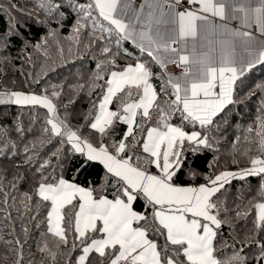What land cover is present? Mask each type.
I'll use <instances>...</instances> for the list:
<instances>
[{
	"label": "snow or ice",
	"instance_id": "obj_1",
	"mask_svg": "<svg viewBox=\"0 0 264 264\" xmlns=\"http://www.w3.org/2000/svg\"><path fill=\"white\" fill-rule=\"evenodd\" d=\"M257 3L252 8L245 0L246 6L226 15L230 0H143L138 5L134 0H36L43 20L9 5L22 18L0 17V72L16 59L11 53L17 42L21 52L48 44L47 36L30 37L37 23L67 25L74 38L84 34L85 40L76 43L95 49L89 80L71 86L89 100L83 124L72 123L68 108L75 101L61 103L63 84L44 88V94L0 89V106L46 110L39 145L21 144L32 128L18 115L11 128L0 119V161L17 170L27 166L31 173L19 203L32 214L34 227L43 225L39 264H264V107L255 127L247 129L249 148L242 153L247 166L212 175L201 168L212 167L206 160L214 151L210 133L244 102L240 92L249 75L264 66V41L224 22L239 18L242 28H251L254 19L264 33V0ZM217 32L218 43L210 38ZM48 35L55 36V29ZM134 54L133 63H119ZM169 63L183 72L168 75ZM257 91L264 105V83L254 81L244 96L250 99ZM53 137L54 149L40 157V147ZM253 150L260 155H249ZM98 167L99 178L89 183ZM4 172L0 163V176ZM25 179L14 176L7 190L0 180V211L15 205L13 190L19 193L18 182ZM233 181L242 182L233 195L244 208L235 200L234 207L228 203ZM252 200L258 201L252 213L255 230L244 236L233 232L226 241L229 214L247 218ZM11 243L16 264H22L24 244L19 237Z\"/></svg>",
	"mask_w": 264,
	"mask_h": 264
},
{
	"label": "trees",
	"instance_id": "obj_2",
	"mask_svg": "<svg viewBox=\"0 0 264 264\" xmlns=\"http://www.w3.org/2000/svg\"><path fill=\"white\" fill-rule=\"evenodd\" d=\"M10 4L16 5V8L20 12H30L33 14V18L36 20L46 19L45 15L35 7L36 0H0V17L7 20L10 16H17V12L10 8ZM75 13H73V16ZM17 18H22L17 16ZM31 24V21H29ZM73 21L70 19L68 25H71ZM55 29L56 35L50 36L48 33ZM27 34V33H26ZM45 36L48 38V44L41 49H33L31 46L26 51H19V42H17V50L13 51L11 55L16 57L13 61L6 66H3L2 72H0V89L2 90H15L23 91L25 93L29 91L36 92L37 94H44L43 89L48 88L51 91L52 85H64V89L61 93L60 101L64 104H69V101H75V103L69 104L68 111L72 113L71 120L73 124H83L84 119L87 116L89 109V100L83 94L82 91H74L71 86L77 83H85L89 80V74L95 67V61L90 56L95 52H89L87 44H78L76 39L81 41L85 40L84 34L80 37L74 38L71 27L65 25L62 27L56 26V21L53 20L51 24L41 25L37 23L31 28L30 37L36 40H42ZM126 47L130 46V42H126ZM134 47V46H131ZM63 49V51H60ZM30 57L29 61L25 60V57ZM135 54L133 59L123 58L119 60L121 65L133 63L135 60ZM158 66L154 67L157 70ZM39 80V84L33 83V79ZM264 83V66L257 65L255 70L249 75L247 84L241 90L240 95L244 102L233 108V113H230L227 117V123L221 122L217 129L213 130L210 135L213 137L214 151H209L206 155V160L212 167L205 168L201 165L202 170L212 175L225 170H236L238 167L247 166V157L242 153L248 151L249 144L245 140V137H250L251 134L247 131L248 127H255L254 121L260 114V108L264 107L261 103V94L259 91L252 95L250 99L244 96L247 92L248 86L253 82ZM46 110L39 106L32 108L30 106H0V113L6 114L3 119L4 126L11 128L15 124L14 116L19 117L24 125L32 128V131L27 133L24 142L31 141L34 144L39 145L40 141V126L43 124V115ZM61 111H63L61 109ZM223 115V114H221ZM35 118V119H33ZM219 120V117L217 118ZM9 120L12 123H9ZM122 129H117L121 131ZM15 138V133L12 134ZM239 140V142H237ZM55 147V138L53 137L51 142H47L39 149V156L46 157ZM249 155H260L259 151L253 150L248 153ZM22 159V155L20 157ZM55 157H52L55 162ZM11 160V157H9ZM235 161H240L239 164ZM38 162V161H37ZM5 169L4 175L0 176V180H3L6 186L11 182L14 176H24L26 179L18 182L19 193L13 190L17 200L13 207L8 208L5 205L7 211H0V264H16L17 256L13 251L15 245L11 243L15 238L19 237L24 244L22 264H39L44 259V254L38 251L37 242L41 239L40 232L43 230V225L40 228L34 227L35 221L19 203L22 198V193L28 191L29 182L28 179L31 175L27 166L20 167L19 170L13 167L10 162L0 161ZM19 164V159L17 160ZM35 165H33L34 170ZM101 169L98 167L94 170L93 174L89 177V183L99 178L98 173ZM83 180V177L80 178ZM203 180H198L196 183H203ZM241 183L238 181L232 182V187L228 193V203L234 207L235 204H240L241 208L244 205L238 198L234 197V193H237L241 188ZM256 183L255 180L252 181ZM105 194L111 195L106 192ZM245 199H251V197L245 193ZM235 200V204L233 201ZM257 200H252L251 204L245 209L249 213L247 218L235 217L234 213L229 215L232 217L230 223L232 229L227 226L224 228V239L230 242V236L233 232L238 233L240 236L245 234H251L254 229L253 223V211L254 205ZM45 209H40L41 214ZM10 212V218H6ZM39 219V217L37 218ZM28 228L29 232L25 234L22 228ZM228 253V249H224Z\"/></svg>",
	"mask_w": 264,
	"mask_h": 264
},
{
	"label": "crops",
	"instance_id": "obj_3",
	"mask_svg": "<svg viewBox=\"0 0 264 264\" xmlns=\"http://www.w3.org/2000/svg\"><path fill=\"white\" fill-rule=\"evenodd\" d=\"M135 4L138 5L140 3H143V0H134ZM251 3V7L255 8V7H259V4L257 3V0H250ZM242 6H246L245 5V0H230V4H226L225 5V9H226V15H231L235 12L236 8L242 7ZM165 11H167V8H165ZM238 17H243V13H235ZM216 23H220L221 21L219 20V18H215ZM225 23H227L229 28H235V29H239L241 31H248L250 32L254 37L256 41H264V33H261L259 30V26L255 24L254 19H253V23H252V27L251 28H242L241 27V19H232V20H225ZM167 27V26H166ZM211 39L217 41H219L220 37L218 35L212 36L210 37ZM238 39V38H237ZM175 47V45H174ZM254 47L250 48L249 51H254ZM238 52H242V49H237ZM245 56L248 55V53H243ZM258 54V53H257ZM177 67V65L169 63L167 65V74L170 76H176V75H180V73H176L174 72V68Z\"/></svg>",
	"mask_w": 264,
	"mask_h": 264
},
{
	"label": "built area",
	"instance_id": "obj_4",
	"mask_svg": "<svg viewBox=\"0 0 264 264\" xmlns=\"http://www.w3.org/2000/svg\"><path fill=\"white\" fill-rule=\"evenodd\" d=\"M185 6H186V5H185ZM182 70H183V69L178 68V67H175V68H174V72H176V73H180Z\"/></svg>",
	"mask_w": 264,
	"mask_h": 264
},
{
	"label": "rangeland",
	"instance_id": "obj_5",
	"mask_svg": "<svg viewBox=\"0 0 264 264\" xmlns=\"http://www.w3.org/2000/svg\"><path fill=\"white\" fill-rule=\"evenodd\" d=\"M183 72V70L181 71V73Z\"/></svg>",
	"mask_w": 264,
	"mask_h": 264
}]
</instances>
